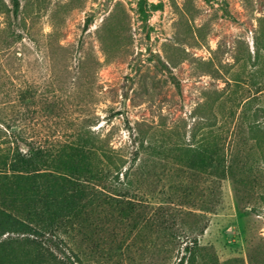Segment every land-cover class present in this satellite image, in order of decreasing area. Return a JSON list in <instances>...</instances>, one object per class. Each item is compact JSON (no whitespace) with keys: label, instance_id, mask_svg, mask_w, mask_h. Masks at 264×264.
<instances>
[{"label":"rangeland","instance_id":"obj_1","mask_svg":"<svg viewBox=\"0 0 264 264\" xmlns=\"http://www.w3.org/2000/svg\"><path fill=\"white\" fill-rule=\"evenodd\" d=\"M19 3L0 0V190L21 212L15 152L54 164L87 137L110 196L55 263L264 264V0Z\"/></svg>","mask_w":264,"mask_h":264},{"label":"trees","instance_id":"obj_2","mask_svg":"<svg viewBox=\"0 0 264 264\" xmlns=\"http://www.w3.org/2000/svg\"><path fill=\"white\" fill-rule=\"evenodd\" d=\"M19 4V0H12L14 10L19 8ZM94 148L89 138L81 137L69 146V152L62 149V153H67L70 158L66 161L62 155L59 157L57 151L58 163L54 164H50L51 153L41 148H31L29 153L15 152L11 163L15 169L13 171L28 172L30 168L32 171L25 177V185L18 186L16 190L17 194L22 195L19 197L23 201L21 212L11 210L15 208L13 198L18 196L13 197L6 190H0V264H57L58 258L53 247L66 243L64 237L74 240L77 234H81L87 240L92 239L97 225L93 221V210L87 207H97L99 199L110 198L103 197L93 182L100 181L103 176L93 174L88 169L91 158L96 154ZM42 165L55 166L56 169L41 170ZM53 171L59 172L57 178L62 183L60 194H54L49 183L50 179H56ZM90 181L92 184H89ZM2 205L9 208H3ZM4 234L8 236L3 238ZM10 234H16L17 237ZM185 241L183 248L191 253L196 238L186 237ZM72 254L77 263L82 262L77 252L73 251ZM184 261L182 256L177 264H184Z\"/></svg>","mask_w":264,"mask_h":264}]
</instances>
